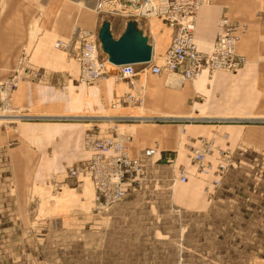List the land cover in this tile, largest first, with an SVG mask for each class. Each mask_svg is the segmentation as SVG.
I'll return each instance as SVG.
<instances>
[{"label": "rangeland", "instance_id": "1", "mask_svg": "<svg viewBox=\"0 0 264 264\" xmlns=\"http://www.w3.org/2000/svg\"><path fill=\"white\" fill-rule=\"evenodd\" d=\"M6 1L0 0L1 27ZM97 2L56 0L58 23L68 27L71 38L50 45L52 60L76 63L78 43L73 34L77 29L88 32L80 24L85 14L97 20L96 31L89 32L96 37L104 19L111 23L115 38L126 21L138 19L97 14ZM249 5L258 9L260 23L252 35L263 34L257 41L262 37L264 42V0H249ZM144 6L124 9L134 15L143 12ZM155 14L154 8L149 19H155ZM44 17L43 13V23ZM39 23L36 18L34 25ZM228 23L237 30L246 26ZM163 25L171 40L172 30L164 19ZM216 33L204 50L199 47L201 51L211 48ZM56 42L69 46L56 48ZM260 44L257 49L244 44L245 57L237 50L245 60H234L239 66L231 71L207 74L203 70L193 80L166 72L149 74L145 94L137 84L118 82L123 89L116 91L103 111L63 109L57 102L60 96L52 102L51 91L44 88L61 87L62 77L31 64L29 49L16 60L0 57V264H264V60H258L264 59V43ZM154 56L153 64H161V56ZM112 70L108 68V78L91 85L80 82L78 74V83L98 87L109 81L115 85ZM22 83L42 87L31 99L36 96L50 104L17 106L14 95ZM176 89L185 94L181 111L146 106L147 98L165 104L167 97L162 95ZM100 117L130 120L102 124L95 121ZM136 117L166 120L140 123L132 119ZM95 124H101L102 133L116 125L109 134L118 132L130 138V153L132 143L138 147L134 139L144 128L163 131L166 145L171 142L172 146L162 153L167 156L161 161L154 162L158 156L146 160L140 187L105 210L93 207V188L84 171L89 157L84 135ZM56 128L61 131L46 130ZM39 133L45 139L40 140ZM59 136L76 143L82 139L84 157L55 170L50 165L53 141L47 139ZM150 146L159 147L158 140H152ZM182 149L185 156L176 159ZM196 151L203 154L202 163L196 162ZM71 170L76 171L74 177ZM181 170L186 174L185 183L179 179Z\"/></svg>", "mask_w": 264, "mask_h": 264}, {"label": "crops", "instance_id": "2", "mask_svg": "<svg viewBox=\"0 0 264 264\" xmlns=\"http://www.w3.org/2000/svg\"><path fill=\"white\" fill-rule=\"evenodd\" d=\"M6 1V0H5ZM155 8V19H149L148 16H142L141 14H134L139 28L142 30L143 35L148 39L149 44L152 46L153 54L159 56L163 55L168 44L170 43V35L168 30L163 25V13L165 11V0H151ZM209 4L204 6L198 16L197 30L195 33V41L198 46L204 50V48L211 44L214 35L218 28L216 26V20L219 17H224L230 23L245 24L246 26L240 27L237 32V41L235 43V52L240 51L242 56L248 55V52H244L243 45H251L252 48L257 49V45H261L263 42L262 37H257L263 34H259L254 38L252 33L256 34V29L259 28L260 23L258 22L257 13L258 9L251 8L249 0H209ZM7 7L3 15V26L0 28V57L5 58L3 60H16L18 55L29 49V62L36 66H41L46 69V74L57 73L62 77L63 85L59 88L56 87H45V90L51 91V100L54 102L58 96V103L63 109H78L87 108L96 111H103L109 106L112 98L116 95L117 90L123 89L118 82H123L125 86L140 87L142 92L147 93L146 82L147 77L150 75L137 74L128 81H117V84L113 85L109 81L103 82L98 87H86L84 84L78 83L79 66L78 63H69L66 60H52L50 54V45L57 41H63L71 38V31L68 27L59 25L56 13V0H7ZM45 14L44 23L42 22V14ZM86 15V16H85ZM80 18V24L86 28L88 32H94L97 29V20L87 14ZM133 17V18H134ZM40 19L41 23L37 26L34 25V20ZM83 18V19H82ZM84 21V22H83ZM111 24V23H110ZM259 24V25H258ZM260 29V28H259ZM123 28L119 31V35L123 32ZM259 33V30L257 34ZM256 43V44H255ZM78 51V49H77ZM76 51V52H77ZM245 51H247L245 49ZM251 54L252 51L249 50ZM25 54V53H24ZM258 60H264L260 57ZM78 66V68H77ZM50 70V72L47 71ZM53 70V73H52ZM217 75V74H216ZM215 75V76H216ZM140 78H139V77ZM214 76V77H215ZM131 84V85H130ZM197 85V84H196ZM60 90V88H62ZM187 87V86H186ZM197 88H201L198 83ZM42 87H37L32 83H22L20 90L14 95L15 101L18 103L17 106L26 105H41L50 104L46 99L39 101L36 96L34 100L31 99V95L37 93ZM58 89V91L56 90ZM132 89V88H131ZM37 90V91H36ZM185 94L181 90L176 89L173 93H166L162 96L167 97L165 104H156L149 101L147 98L146 106L153 109L165 112H176L184 109L182 105L185 101ZM50 100V101H51ZM202 107V106H201ZM236 111V110H235ZM164 127V126H161ZM17 129L21 131L23 128L17 125ZM58 133L61 129H46ZM24 131V130H23ZM22 133V132H21ZM25 133V131H24ZM40 135V136H39ZM38 137L42 138L39 133ZM37 136H35L36 138ZM158 140V146L160 152V158L166 157L167 154H162L167 151L166 149L171 148L170 143H167V135L163 131L158 132V129H146L138 132L135 143L138 145L131 148V153L136 155L140 154L143 149L150 148L152 140ZM38 140V142H40ZM48 143L53 141L54 147L50 149L51 160L50 165L55 170L63 167L71 160H79L84 157L82 151V142L79 139L77 143L75 140H71L66 136H59L56 138L49 137ZM47 140L45 142H47ZM171 146V147H170ZM169 157L171 155H168ZM185 156L184 150H178L176 159H181ZM182 186V185H179ZM184 187V186H183ZM182 188V187H181ZM172 193L175 190H170Z\"/></svg>", "mask_w": 264, "mask_h": 264}, {"label": "built area", "instance_id": "3", "mask_svg": "<svg viewBox=\"0 0 264 264\" xmlns=\"http://www.w3.org/2000/svg\"><path fill=\"white\" fill-rule=\"evenodd\" d=\"M147 1L149 0H98L96 12L97 14L133 16L126 13L124 8L137 6L135 9L137 10ZM208 2L209 0H167L163 19L172 30V37L161 56V64H153L155 63L153 54L149 63L111 65L99 49L95 35L82 29L75 30L73 38L78 43L75 61L79 66V81L91 85L106 79L109 77L108 68L114 69L112 71L116 80L125 81H129L137 74L160 76L163 72L178 75L183 80H193L199 77L203 70L211 74L215 71H231L237 68L239 62L234 60H245L244 57L235 53L237 32L240 28L237 30V26L229 25L226 18L220 17L217 20L218 31L208 51H201L195 41L198 12ZM68 46L69 43L56 42L55 44L56 48H67ZM203 61L206 62L205 65ZM132 119L140 123L166 120L156 117ZM128 120L130 119L121 117H100L95 121L103 124L105 122L121 123ZM99 126L101 124H95L92 130L86 131L84 135V149L89 155L84 171L93 188V207L97 210H105L123 200L132 190L140 187L146 160L153 158L156 154L158 157L154 162L161 161V158L157 147L147 148L138 156H132L127 147L130 138L118 132L109 134L116 125L111 126L112 129L107 133H102L98 129ZM195 160L197 163H202L203 154L196 151ZM70 175L74 177L76 171L71 170ZM179 179L181 183L187 180L183 170L180 171Z\"/></svg>", "mask_w": 264, "mask_h": 264}, {"label": "water", "instance_id": "4", "mask_svg": "<svg viewBox=\"0 0 264 264\" xmlns=\"http://www.w3.org/2000/svg\"><path fill=\"white\" fill-rule=\"evenodd\" d=\"M97 40L107 61L115 66L144 64L151 60L152 46L134 19L126 21L117 38L112 34L110 22L104 19L98 28Z\"/></svg>", "mask_w": 264, "mask_h": 264}, {"label": "bare ground", "instance_id": "5", "mask_svg": "<svg viewBox=\"0 0 264 264\" xmlns=\"http://www.w3.org/2000/svg\"><path fill=\"white\" fill-rule=\"evenodd\" d=\"M145 6V8H143V12H141L140 11V14H142V15H144L143 13H146V15L147 16H151V15H153L154 14V7H153V5H152V3L150 2V0L149 1H147L145 4H144ZM128 7V6H127ZM126 8V7H125ZM137 8V7H136ZM142 8V7H141ZM138 10H140V9H138ZM99 43V42H98ZM100 46V45H99ZM152 55H153V53H152ZM105 56V55H104ZM106 57V56H105ZM155 57V56H154ZM151 58H152V56H151ZM161 59V58H160ZM151 61V60H150ZM149 61V62H150ZM148 62V63H149ZM111 64V63H110ZM111 65H113V64H111ZM115 66V65H114ZM121 66V65H120ZM149 75V74H148ZM151 75V74H150ZM174 75V74H173ZM152 76H154V75H152ZM176 77H178V78H180V79H182L180 76H178V75H176ZM113 80L114 81H123V80H116V78H115V75H114V78H113ZM183 80V79H182ZM158 156V154H156V155H154L153 156V158L154 157H157ZM92 203H93V200H92Z\"/></svg>", "mask_w": 264, "mask_h": 264}]
</instances>
